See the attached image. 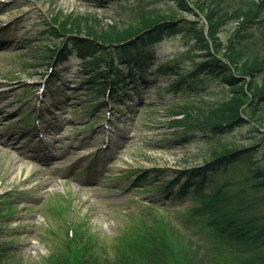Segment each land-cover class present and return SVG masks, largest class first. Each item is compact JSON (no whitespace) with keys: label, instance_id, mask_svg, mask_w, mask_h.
I'll return each mask as SVG.
<instances>
[{"label":"rangeland","instance_id":"obj_1","mask_svg":"<svg viewBox=\"0 0 264 264\" xmlns=\"http://www.w3.org/2000/svg\"><path fill=\"white\" fill-rule=\"evenodd\" d=\"M183 1L188 6L171 0H0V264H157L160 240L194 248L192 264H222L228 251L234 255L228 264H240L235 257L264 256V239L245 252L246 245L218 236L211 217L197 212L204 201L199 194L178 197L166 185L198 175L224 144L254 146L256 154L230 162L225 171L209 170L202 195L221 188L234 195L242 184L248 190L247 182L256 180L246 167L249 159L264 164V121L250 128L247 107L240 121L252 125L235 124L232 131H186L172 124L186 105L213 109L233 97L220 78L198 70L207 53L196 33L205 39L207 24L197 0ZM230 4L235 1H225ZM145 10L177 16L159 28L143 63L133 49L113 55L127 92L103 96L97 84L84 82L97 72L84 74L93 56L82 59L73 43L77 37L87 41L85 36L61 34L52 17L84 18L97 31H110ZM262 19L235 39L247 54L264 47V13ZM235 28L233 21L220 28L223 45ZM63 43L71 56L55 69L47 49ZM84 49L83 55L92 51ZM167 66L175 68L172 76L159 73H168ZM129 67L136 80L128 77ZM262 105L256 118L264 116ZM254 197L237 203L236 195L232 209L263 215L264 205Z\"/></svg>","mask_w":264,"mask_h":264},{"label":"trees","instance_id":"obj_2","mask_svg":"<svg viewBox=\"0 0 264 264\" xmlns=\"http://www.w3.org/2000/svg\"><path fill=\"white\" fill-rule=\"evenodd\" d=\"M171 1L176 2L179 7L188 6L183 0ZM225 1L212 0L210 5H206L200 0L196 1L198 2V5L195 6L196 9L202 14L207 23V37L209 40H205L202 33L197 31L196 34L198 35L199 42L200 44L203 43L201 46L207 53V56H205L207 59L199 64L198 70H205L204 76L220 78L228 86L233 97L223 101L218 107L213 109H193L188 105L182 107L176 113L181 115L182 119L173 121L172 124L178 125L186 131L197 129L200 126L210 127L211 130H222L225 127H231L243 118L242 111L246 107L250 110V121L254 122V125L249 122L252 125V129H257L261 122L264 121V116L256 118V112L260 110L264 103V47L261 53L257 55L247 54L243 49V45L239 44L240 41H235L242 32L246 33L250 26L262 24L264 0H246L243 3L242 0H232L235 1V4H230L228 8L225 6ZM176 14L175 11H140L135 14L132 20L123 23V29L113 27L110 31H97L84 18L63 21L60 20V16L54 15L52 20L61 34L78 35L82 33L86 37L84 39L87 41L77 39L79 37L73 41L82 59L86 55L93 56L85 61L86 65L83 72L85 75L87 73L91 74L94 70L97 72L95 74L92 73L91 77H88L87 81L84 82L95 83L100 92L104 93V95L109 93L112 96L118 92L120 94L126 93L128 87L125 77L117 70V64H115L113 55L119 50H121L120 54L127 55L128 51L133 49L140 55L139 60H144L142 53H144L145 48L147 47L148 51L151 49L155 42H157L156 36L159 28L171 23L177 16ZM231 21L236 24V33L234 31L233 37L228 39L227 43L223 45L219 40L218 32L220 28ZM52 32L54 35L58 34L55 30H52ZM160 34L161 32L158 36ZM244 37L245 34L242 35L241 42L244 40ZM147 41L150 43L146 44ZM84 48L91 49L92 52L83 55ZM111 49H115L116 51L112 53ZM47 50L50 52L49 59L56 61V67L65 63L71 54L66 43H63L61 48H48ZM95 51H98V53L96 54ZM144 55L146 54L144 53ZM164 68L167 69L165 71L168 73L163 72L164 69L162 70L161 68L160 72L163 75L172 76L174 74V67L167 66ZM54 74L57 75V71H54ZM128 74L129 77H137L132 69H129ZM194 75L195 73L189 78H192ZM258 76L260 77L259 81H255V78L257 79ZM99 77L101 79H98ZM247 78H249V81ZM184 80L179 81V84L183 83ZM179 84L175 86H179ZM258 103L260 104L258 105ZM252 147H244L242 149L236 145L224 144L213 152L211 161L201 167L203 171L197 173L198 175H185L181 177L182 179L178 178L180 181L173 180L166 184L167 187H177V191L179 192L177 193L178 197L185 196L188 190L197 195L199 194L201 196L199 199L202 198L204 201L201 202L202 207L197 212L208 214L211 217V223L214 225L218 236H226L234 243L246 245L245 252L255 245V243L264 239V214L250 213L249 210L240 212L238 208L233 210V199L236 195H239V200L237 201L239 203L244 200L245 195L246 198L255 195L254 198L260 199L262 205H264V195L260 194L259 197H256L258 193L262 192L264 194V164L249 159L246 167H249L248 172L256 180L251 184L247 182L249 183L248 190L245 188L247 185L242 184V187L234 195H225L222 188L213 191L210 195L205 194L206 196H204L202 194H204V186L207 179L206 174L209 170L222 168L225 171L228 164L234 160H239L241 157H254L256 151H251L255 148L251 149ZM196 178L199 181H195ZM247 180L246 178L245 181ZM160 239L162 238L159 237ZM158 244H160L159 253L162 258L157 264H171L173 261L180 264H192V259H189V257L196 253V251L191 246L178 241L165 240H160ZM229 255L234 256L231 251L220 256L219 259L223 261L222 264H228ZM235 258L240 264H264V256L260 255H248V258L245 260L237 259L239 257ZM74 264H81V262H75ZM144 264L151 263L146 262ZM230 264L238 263L232 262Z\"/></svg>","mask_w":264,"mask_h":264}]
</instances>
